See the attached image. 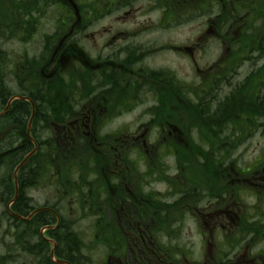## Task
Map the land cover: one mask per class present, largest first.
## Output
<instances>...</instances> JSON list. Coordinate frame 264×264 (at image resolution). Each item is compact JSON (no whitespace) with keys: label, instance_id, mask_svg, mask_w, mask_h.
Returning a JSON list of instances; mask_svg holds the SVG:
<instances>
[{"label":"flooded vegetation","instance_id":"1","mask_svg":"<svg viewBox=\"0 0 264 264\" xmlns=\"http://www.w3.org/2000/svg\"><path fill=\"white\" fill-rule=\"evenodd\" d=\"M9 2L13 16L37 17L35 36L55 41L47 46L41 38L33 55L18 59L0 48V77L10 95L0 99L1 128L13 125L5 117L10 108L14 112L13 102L8 104L20 93L15 74L23 63L24 73L53 85L59 117L41 125L40 141L26 124L1 136L0 147L52 142L79 187L97 183L93 189L105 196L104 264H176V241L188 218L213 230L225 222L222 240L236 237L234 225L247 216L235 218L236 209L247 208L244 195L254 199L250 221L258 219L264 158L243 170L231 157L233 148L264 130V0H34V7L32 0ZM25 36L18 43L33 41L30 33ZM40 110L41 122L53 119L47 114L55 110ZM128 115L147 116L138 129L157 131L161 139L148 149L129 136ZM213 145L215 155L196 153ZM224 147H230L228 154ZM159 182L168 186L167 195L156 192ZM221 253L217 247L212 263ZM190 257L184 248L179 258L189 264Z\"/></svg>","mask_w":264,"mask_h":264},{"label":"trees","instance_id":"2","mask_svg":"<svg viewBox=\"0 0 264 264\" xmlns=\"http://www.w3.org/2000/svg\"><path fill=\"white\" fill-rule=\"evenodd\" d=\"M9 0H0V40L2 43L6 41H17L24 42L28 40L26 34L30 33L31 37L34 38V28L37 27V17L31 16L29 20L24 18H18L11 14L9 10ZM34 0H32V6L34 7ZM31 29V31L25 30L24 34L22 30ZM55 36H43L42 42L45 45H50L54 43ZM51 46V45H50ZM48 50V48H47ZM1 54V51H0ZM26 63L17 66V72L15 74V79L17 82V88L20 93L17 96L26 97L31 100L34 107V118L32 121V133L37 135L40 141V136L44 132L43 126H48L50 121H55L59 117V111L57 108V91H54L53 85L50 83L40 82L39 78L34 74V76L23 72L26 68ZM263 71H256V74H262ZM31 76V77H30ZM0 77V99L6 101L9 89L7 85L3 83ZM21 82L23 84L21 85ZM28 82L31 84V89L28 90ZM57 90L58 85H56ZM55 88V89H56ZM10 95H8L9 98ZM3 101V102H4ZM51 108L52 111L48 115V122L45 119L41 122V108L42 107ZM14 112L10 111L5 117L6 121L11 120L12 124L25 127L30 116H31V104L25 101H14L12 106ZM154 117V116H152ZM157 117V116H156ZM8 123V122H6ZM2 121L0 119V130H2ZM264 135V130L256 131ZM208 131H204L207 134ZM164 137H167V132H164ZM42 144V143H41ZM194 148V146H192ZM14 148L13 146H8L3 149L0 147V153L5 152ZM131 146L127 148L126 154L128 156L133 155L131 152ZM201 148V149H200ZM31 146H26L24 149L16 151L6 157L0 158V205H2L3 210L0 213V245L2 246L0 252V264H20L19 260L26 256L30 264H55L50 256V251L52 245L44 240L48 239L55 243L54 257L58 261H63L68 264H84L90 258L84 255V243L81 236L74 231L73 223L76 221H71L65 218L61 211L65 209L62 205L70 200V204L73 205L74 202L77 205L78 210L84 212L82 216L93 217L92 220V238L96 245L102 246L103 250L107 245V235H106V211L103 210L102 204L105 200V196L97 191V183L92 187L82 188L79 187L77 182V175L71 170L64 168L62 162L57 158L58 151L52 142L42 144L37 150V152L28 159V161L21 166L17 174V199L13 205L10 206V211L13 215H19L23 218H28L33 212L38 210L28 221H21L16 216L13 217L11 213L8 212L6 206L11 202L14 193L15 186L13 183V170L19 166V164L24 159V155L32 150ZM199 151L196 153H201L204 157H210L215 155L216 147H198ZM227 153L226 147L223 148V154ZM168 153H165L167 155ZM129 162L131 161L128 159ZM212 164V163H211ZM211 164L208 162L207 171H210ZM69 168L73 167V164H68ZM80 172V171H79ZM27 174V175H26ZM52 179L56 183V193L60 192L61 197L55 200V202H46L43 205H35L32 198L28 196L29 190L33 189L43 181H49ZM98 180H96L97 182ZM82 185V184H81ZM84 186V185H82ZM29 189V190H28ZM92 191V193H90ZM69 197H72L69 199ZM91 219V218H90ZM264 223L263 221H255L249 223L247 221L241 223L239 226V237L226 238L229 241L234 242V248L239 246L242 241H244L249 236L251 237V244L260 243L264 240ZM58 224L57 228L52 230L48 229L43 234L40 231L44 228H52ZM116 230V229H115ZM118 232V230H116ZM2 234H4L5 239ZM7 239V241H6ZM229 240V241H228ZM225 245L227 250H232V247ZM183 250L176 246V251ZM225 254V253H224ZM178 262V260H177ZM215 264H220L217 261ZM224 264V263H221Z\"/></svg>","mask_w":264,"mask_h":264},{"label":"rangeland","instance_id":"3","mask_svg":"<svg viewBox=\"0 0 264 264\" xmlns=\"http://www.w3.org/2000/svg\"><path fill=\"white\" fill-rule=\"evenodd\" d=\"M45 28L44 30H47ZM42 29L43 28H41V33L43 31ZM43 36V34L36 35L33 38V41L28 45H21L17 41H6L4 43H1L2 41L0 40V48L3 51L8 52L9 57L12 59H18L19 56H21L23 53L33 55L35 50L41 47V38ZM22 84L23 82H21V85ZM147 119V116L145 117L140 115H128L124 118V120L128 123V130L126 131L127 134L129 136L137 138L139 142L144 141L146 147L150 149V147L156 143L158 138L161 139L162 135H159L157 131L148 130L146 132L143 129H138L139 124L146 121ZM229 148L230 147L226 148V150ZM231 158L235 160L236 166L239 169L245 170L251 165H259L258 163L260 162V160L264 158V135L260 132H255L253 139L249 141L248 144L241 145L232 149ZM171 163V159L165 160L166 166L171 165ZM173 174V171L168 173V175L170 176H173ZM191 176L195 177L194 180L197 185H201V180L198 178L197 172H192ZM56 188L57 187L55 181L50 179L48 182L43 181L39 185L31 189L28 195L32 197L33 203L35 205H43L47 201L52 203L55 202V200L59 199V197H61L60 192L56 193ZM155 189L158 195L161 196L167 195L169 192L168 186L160 182L155 186ZM71 198L72 197H69V199ZM164 200H169V198H165ZM253 200L254 199L250 198L249 196L244 195L243 202L247 205V208L244 211L236 209L235 218H238L241 213L246 214V217L248 218L253 217L254 213L256 212L253 208ZM62 205L65 207V209L61 211L62 215L71 221H76V223H73L72 227L83 240L84 255L87 258H90L84 264H103L105 256L104 250L102 246L96 245L92 238L93 217H81L84 212L77 211V205L75 204V202L73 205H71L70 200L66 202L65 205ZM1 211L2 210H0V212ZM258 218L264 219V210L261 212ZM235 222L236 221H233L231 224L234 225ZM201 223L202 225H199L196 224L191 218L186 219L182 230V237H180V239L176 241L177 246L183 249L186 248V250L190 252L191 257L188 260L189 264H213V260H211V257L213 256V252L217 247H221V249L225 252V254L221 255L222 257L218 259V261H220V264H264V240L259 244L254 243L257 244L255 246L248 243V241H244L239 246H237L235 250H227L224 245L227 239L223 238L222 240V235H225L227 231L226 227L228 225L224 222V228L218 227V229L213 230L208 226L209 224L205 225L204 222ZM209 232H211V239H209L208 237ZM204 234L207 236V238L202 237ZM2 236L5 239L4 234H2ZM209 241L211 244H208ZM209 245H211V248L209 247ZM226 245L230 248L233 245L234 248L233 241H229L228 243H226ZM1 250L3 249L0 245V252H2ZM210 252L212 254L209 255ZM24 261L28 262L27 258H21L19 260V262L21 263Z\"/></svg>","mask_w":264,"mask_h":264},{"label":"water","instance_id":"4","mask_svg":"<svg viewBox=\"0 0 264 264\" xmlns=\"http://www.w3.org/2000/svg\"><path fill=\"white\" fill-rule=\"evenodd\" d=\"M14 99H17V100H25V101H28L29 102V99H26V98H14ZM13 100V99H12ZM11 100V101H12ZM10 101V102H11ZM32 117H33V115H32ZM32 119V118H31ZM29 128H30V126H29ZM9 129H19L20 130V127H18V126H11V127H8L7 129H5L4 131H2V132H0V136H2V135H4ZM17 149H13V150H10V151H8V152H5V153H3V154H0V158H2V157H4V156H6V155H8V154H10V153H12V152H14V151H16ZM28 158V157H27ZM26 158V159H27ZM56 264H67V263H65V262H55Z\"/></svg>","mask_w":264,"mask_h":264}]
</instances>
